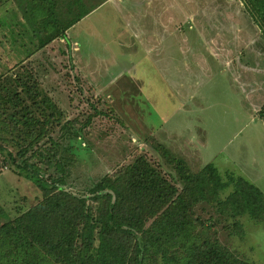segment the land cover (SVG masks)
<instances>
[{
    "label": "rangeland",
    "instance_id": "obj_1",
    "mask_svg": "<svg viewBox=\"0 0 264 264\" xmlns=\"http://www.w3.org/2000/svg\"><path fill=\"white\" fill-rule=\"evenodd\" d=\"M211 1L161 0L151 6V0H55L65 25L82 9L96 8L66 31L68 47L62 39L47 45L52 38L43 25L51 21L48 3L0 0V83L9 93L13 83L31 119L39 120L32 133L45 130L43 139L28 148V161L45 178L60 174L56 162L63 165V187L77 196L89 195L106 176L143 160L182 190L165 147L193 172L213 163L223 183L232 173L264 193V30L244 0H219L231 3V9L216 11L220 20L212 24L197 27L182 19L172 25L174 12L195 13ZM39 7L45 8L42 16ZM205 39H212L214 49ZM227 51L235 58L232 66ZM238 62L250 70L245 77L251 85L261 82L258 98H249ZM16 74L37 95H26L13 81ZM28 132L20 127L14 134L23 141ZM8 136L0 134V145L17 157V149L5 141ZM234 193L230 182L217 202L196 203L192 232L218 241L242 260L264 264V220L249 214L232 218L223 203ZM42 199L43 192L0 154V224ZM174 248L181 262L187 254ZM151 250L147 264H160V254Z\"/></svg>",
    "mask_w": 264,
    "mask_h": 264
},
{
    "label": "trees",
    "instance_id": "obj_2",
    "mask_svg": "<svg viewBox=\"0 0 264 264\" xmlns=\"http://www.w3.org/2000/svg\"><path fill=\"white\" fill-rule=\"evenodd\" d=\"M38 1L48 3L46 16L51 21L45 20L43 25L52 38L47 45L62 39L70 47L66 31L96 9H82L65 25L66 19L60 17L55 0ZM244 1L264 30V0ZM43 9L36 10L39 16ZM32 15L30 18L34 19V12ZM13 81L25 88L26 95H32L29 83L22 82L20 75L16 74ZM10 85L13 93L6 92L0 83V134H9L5 141L17 149L21 162L2 145L0 154L9 156L18 173L43 192V199L28 212L0 224V264H147L150 247L154 254H160V264H251L234 256L218 241L203 240L194 234L195 219L191 214L198 202H217L219 191L232 182L235 193L223 203L228 214L232 218L249 214L262 221L264 193L257 186L232 173H227L230 181L223 183L212 163L193 172L186 161L173 157L162 147L174 165L182 190L143 160L123 168L114 177L106 176L90 188L89 195L77 196L63 187L66 184L63 165L56 162L60 174L45 178L28 161V148L43 139L45 130L32 133L39 120L31 119V112L23 105L24 98L13 83ZM52 105L50 102L49 108ZM260 115L264 119V106ZM20 127L29 131L23 141L14 134ZM175 245L187 254L181 262Z\"/></svg>",
    "mask_w": 264,
    "mask_h": 264
},
{
    "label": "crops",
    "instance_id": "obj_3",
    "mask_svg": "<svg viewBox=\"0 0 264 264\" xmlns=\"http://www.w3.org/2000/svg\"><path fill=\"white\" fill-rule=\"evenodd\" d=\"M161 0H151V6L152 5H154L156 2H160ZM219 0H212L211 1V4H209V5H207V4H205V6L204 5H202V8L201 9H199V10H196V12L195 13H191L190 12V14H189V11H188V13L186 14H183L182 13V11H184L183 9H182V11L181 10H179V11H177V12H174V15L176 16V17H173L172 18V21L174 22L175 21V23H173L172 25H177V23H180V21L183 19H186L187 21H193L194 23L193 24H195L197 27L198 26H203V24H202V22H205V23H207V24H212L213 23V21H218V20H220V14H215V12L216 11H218V10H220L221 8H223V9H226L227 11L228 10H230L231 9V3H229V2H225V3H223V4H220L219 2H218ZM206 3V2H205ZM216 5V6H215ZM227 7H229V8H227ZM240 7V6H239ZM238 10H241V8H238ZM149 15H151V13H148L146 16H145V18H147V16H149ZM159 15V13H157V14H155V16H158ZM243 15V14H242ZM160 16H162L161 18H164L163 16H164V13H162V15H160ZM234 16V15H233ZM228 17V18H226L227 20H229V21H231V20H234V17ZM242 19L244 20V16L242 17ZM177 20V21H176ZM240 20V17L236 20L237 22ZM170 21H171V19H170ZM236 36H238V35H236ZM205 41L209 44H211L212 45V47H213V49H214V42L212 41V39H209V41L207 40V39H205ZM240 47V49H241V47H242V49L244 48V46H242V45H240L239 46ZM226 54H228L229 55V59H228V61H227V64H229V66H232L234 63H235V58L233 57V55H232V53H231V51L229 52V51H227L226 52ZM232 57L234 58V59H232ZM236 62H237V60H236ZM241 64H243V63H239L238 62V69L239 70H241L242 71V73H243V75H244V79H245V83H243V85L244 84H246L248 87H247V89H248V91L250 92V95H249V98L250 99H252V97H259L260 96V94H262V85H261V82H258V84H257V86H255V85H251L249 82V80H247V76H250L251 75V72H250V70H247L246 69V64L244 65H241ZM245 75H246V77H245ZM241 77V76H240ZM254 82H255V80H254ZM256 90H257V93L255 94V92H256ZM253 101V100H252ZM253 104H254V102H253ZM253 106V105H252ZM213 164V163H212ZM215 166V165H214ZM245 179V178H244ZM247 180V179H246ZM248 181V180H247ZM250 182V181H249ZM250 183H252V182H250ZM253 184V183H252ZM255 185V184H254ZM256 186V185H255ZM258 187V186H257ZM259 188V187H258ZM260 189V188H259ZM261 190V189H260ZM262 191V190H261ZM263 192V191H262Z\"/></svg>",
    "mask_w": 264,
    "mask_h": 264
}]
</instances>
